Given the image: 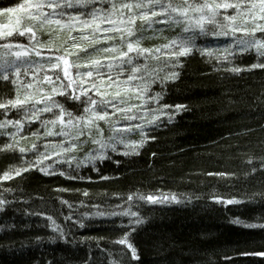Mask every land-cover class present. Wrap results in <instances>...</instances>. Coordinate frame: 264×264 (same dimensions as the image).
I'll return each instance as SVG.
<instances>
[{
	"label": "trees",
	"instance_id": "1",
	"mask_svg": "<svg viewBox=\"0 0 264 264\" xmlns=\"http://www.w3.org/2000/svg\"><path fill=\"white\" fill-rule=\"evenodd\" d=\"M17 2L24 0H0V7ZM228 12L231 14L232 9ZM240 22V18L235 21ZM9 24L14 25L12 36H0V45L9 41L24 44L30 52L36 41L28 39L26 27H33L36 40L42 45L49 44L52 51H62L71 37L77 34L54 24L40 27L38 22L27 17L15 25L9 14H0V30ZM140 24L141 21L137 20L138 29ZM161 28L163 31H154ZM180 31L179 26L168 28L154 24L152 29L136 34L144 36L142 47H153L167 43ZM21 32L24 34L18 35ZM236 35L246 38L243 32ZM256 35L259 37V32ZM212 46L218 47L216 44ZM82 47L90 49L92 45L85 43ZM39 51L44 55L36 56L31 52L29 57L45 65L37 76L42 79L44 71L49 75L59 71L47 68L49 48L40 47ZM165 51L168 50L161 49V52ZM3 54L4 50L0 48V56ZM73 59L74 55L69 56L70 62ZM169 59L176 58L160 55L158 59L149 61V66L157 67L161 77L173 70L179 72L178 79L166 80L161 102L181 103L188 108L176 113L171 122L166 116H159L156 121L160 124L158 129L152 130L153 125L145 126V135L149 138L143 146H137L135 152L126 156L125 145L118 144L115 153L109 150L103 160H97L99 173L111 179L99 180L98 173L90 164H84L79 174L93 177L92 181H71L58 172L45 175L34 168L19 176L13 174L9 180L0 178V192H3V198L12 202L0 211V226H4L0 227V264H111L113 260L123 264L121 249L125 246L112 243L118 241L123 233L113 229L121 220L126 224L132 217L84 218L85 227L79 228L71 221H65L63 216L71 214L75 220L81 213L96 211L92 207L94 204L110 211V205L121 204V199H127L129 194H159L161 191L165 195H176L180 202L150 205L138 201L136 196L130 202L131 210L145 218L144 223L137 226L132 240L142 264H264V257L239 255L264 251V231L246 230L230 222L233 216H241V219L253 223H264V219H255L264 216V203L260 202L262 197L259 195L264 193V173L257 171L254 175H245L251 167H258L260 158L264 157V70H247L248 65L256 62L254 52L238 53L228 63L215 58L210 60L207 55L200 56L193 50L189 57L179 58L182 63L175 69L165 66L164 62ZM213 64H222L223 67L213 71ZM233 66L245 70L230 72L228 69ZM30 71L37 70L33 68ZM23 73L21 68L22 76ZM23 79L26 82L33 77ZM16 87L0 81V103L14 98ZM24 91L21 89V95ZM151 91H161L159 83H153ZM129 103L139 102L133 99ZM146 106L155 105L149 102ZM42 115L48 117L50 114ZM22 116L23 113L17 115L15 109L8 113L9 119H21ZM2 119L4 117L0 116ZM37 126L38 121H33L31 130ZM5 132L15 133V137L3 135ZM29 132L27 123L20 132L12 125L0 128V177L6 170L24 166L23 161L33 159L37 150H44V137H34ZM104 134L108 135L106 127ZM151 136L156 139L152 140ZM140 138L139 129L125 135L129 141H139ZM6 142L13 143L15 148L3 150ZM33 144L37 149L32 148ZM20 148L25 149L23 154L19 152ZM76 155L82 157L83 151ZM51 160H56V157ZM51 160L44 163H51ZM62 165L67 168L63 161L53 164L52 168ZM72 165L75 167V161ZM209 172L235 175L209 176ZM253 193H257L255 204L226 205L213 199L214 196L234 197L247 201ZM62 200L68 204H62ZM128 207L124 204L116 211ZM41 212L43 216L33 214ZM48 216L64 228V238H60L51 227ZM112 220L116 221L115 225ZM37 236L42 239L37 241Z\"/></svg>",
	"mask_w": 264,
	"mask_h": 264
},
{
	"label": "snow or ice",
	"instance_id": "2",
	"mask_svg": "<svg viewBox=\"0 0 264 264\" xmlns=\"http://www.w3.org/2000/svg\"><path fill=\"white\" fill-rule=\"evenodd\" d=\"M229 9H232L231 14ZM0 14H9L15 25L27 17L33 22H38L40 27L44 24H54L70 33L77 32L62 51H52L49 44L42 45L36 40L33 27H26L28 39L36 41L31 52H35L36 56H43L39 48L48 47L47 68L59 69L51 75L44 71L42 79L37 76V72L44 69L45 65L31 60V52L24 44H13L9 41L0 45L4 50V54L0 56V81L6 82V85H17L14 98L0 103V109H3L0 116L4 117L0 120V128L6 129L12 125L20 132L27 123L30 135L44 137V150H37L33 159L23 161L24 166L4 171L0 177L3 180H9L13 174L19 176L22 172L34 168L45 175L58 172L61 177L71 181H92L93 177L79 174V169L84 164L92 165L99 180L111 179L99 173L95 163L97 160H103L109 150L115 153L118 144L125 145L126 156L129 152H135L137 146H143L149 138L145 135V126L153 125L152 130L158 129L160 124L156 121L159 116H166L171 122L176 113L188 108L181 103L161 102L166 80L178 79L179 72L173 70L164 77L159 76L158 68L150 67L149 61L158 59L160 55L175 57V60L164 62L166 67L170 65L175 69L182 63L179 58L189 57L193 50L200 56L207 55L210 60L215 58L217 61L228 63H231L230 58H235L238 53L254 52L256 62L248 65L247 70H264V0H39L36 3L24 0L0 7ZM237 18H240V23H235ZM137 20L141 21L139 29L136 26ZM154 24L168 28L179 26L181 31L163 45L142 47L141 40L144 36H137L136 33L152 29ZM5 27H8L9 31L0 32V36L11 37L14 25ZM154 31H163V28ZM238 32L245 33L246 38L238 37ZM221 37L227 39L221 41ZM85 43L92 47H82ZM213 44L218 47L214 48ZM162 48L168 51L161 52ZM73 55L74 59L70 62L69 56ZM222 67V64L212 65L213 71H219ZM21 68L24 69L23 76ZM33 68L37 71H30ZM228 70L239 73L245 69L233 66ZM26 76H32L33 79L25 82L23 77ZM153 83H159L161 91L153 93ZM21 89L25 90L23 95ZM133 99L139 103H129ZM149 102L155 106L147 107ZM13 109L17 115L23 113L21 119L8 118V113ZM44 113L50 115L44 117ZM148 116H151V119H147ZM121 120L124 121L123 124L120 123ZM33 121H38L34 131L31 130ZM133 121L139 123H132ZM105 127L107 136L104 134ZM135 129H139L140 140H126V133ZM3 135L15 137V133L5 132ZM150 138L156 139L155 136ZM14 148L13 143L6 142L3 145L5 151ZM32 148L37 149V145L33 144ZM81 151L82 157L76 155ZM19 152L23 154L25 149L20 148ZM155 155L153 153V156ZM52 157H56V160H51ZM46 160H51V163L45 164ZM60 161L67 164V168L62 165L53 169L52 165ZM73 161L75 167L72 165ZM257 171L264 173V157L260 158L258 167H251L245 175H254ZM207 175L227 177L234 176L235 173L209 172ZM5 191L10 192L11 189ZM84 194L87 195V192ZM256 195L257 193H253L247 201L234 197L224 199L214 196L213 199L226 205L255 204ZM259 195L262 197L260 202L264 203V193ZM133 196H136L138 201L150 205L180 202L176 195H165L162 191L159 194L132 193L127 199L122 198L121 204L110 205V211L94 204L92 207L96 208V211L81 213L75 220L71 214L63 216V219L71 221L75 227L84 228V218L132 217L126 224L121 220L113 229L121 231L123 235L112 243L125 246V249H121L123 264H142L138 249L132 240L137 226L143 224L145 218L131 210L130 202L133 201ZM11 203L3 198V192H0V211ZM61 203L68 204L64 200ZM124 204L129 207L116 211ZM68 207L71 209L72 205L69 204ZM33 214L44 215L43 212ZM47 219L60 238H64V228L57 224L52 216ZM255 219H264V216ZM230 222L246 230L264 231V223H253L251 220L241 219V216H233ZM111 223L115 225L116 221L112 220ZM41 239L36 237L37 241ZM239 255L264 257V251L244 252ZM111 264L118 262L113 260Z\"/></svg>",
	"mask_w": 264,
	"mask_h": 264
},
{
	"label": "rangeland",
	"instance_id": "3",
	"mask_svg": "<svg viewBox=\"0 0 264 264\" xmlns=\"http://www.w3.org/2000/svg\"><path fill=\"white\" fill-rule=\"evenodd\" d=\"M9 25H10V24H9ZM6 31H9V28H8V27L3 28V29L0 30V32H6Z\"/></svg>",
	"mask_w": 264,
	"mask_h": 264
}]
</instances>
